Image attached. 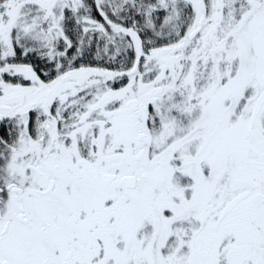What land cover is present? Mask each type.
I'll list each match as a JSON object with an SVG mask.
<instances>
[{
  "label": "snow or ice",
  "instance_id": "6c2138e0",
  "mask_svg": "<svg viewBox=\"0 0 264 264\" xmlns=\"http://www.w3.org/2000/svg\"><path fill=\"white\" fill-rule=\"evenodd\" d=\"M0 264H264V0H0Z\"/></svg>",
  "mask_w": 264,
  "mask_h": 264
}]
</instances>
